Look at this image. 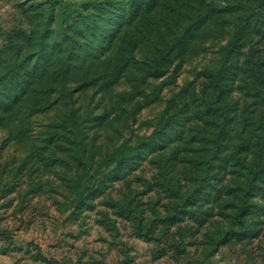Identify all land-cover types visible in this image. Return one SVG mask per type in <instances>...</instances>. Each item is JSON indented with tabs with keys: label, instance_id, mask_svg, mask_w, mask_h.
<instances>
[{
	"label": "rangeland",
	"instance_id": "obj_1",
	"mask_svg": "<svg viewBox=\"0 0 264 264\" xmlns=\"http://www.w3.org/2000/svg\"><path fill=\"white\" fill-rule=\"evenodd\" d=\"M259 4L0 0V264H264Z\"/></svg>",
	"mask_w": 264,
	"mask_h": 264
},
{
	"label": "trees",
	"instance_id": "obj_2",
	"mask_svg": "<svg viewBox=\"0 0 264 264\" xmlns=\"http://www.w3.org/2000/svg\"><path fill=\"white\" fill-rule=\"evenodd\" d=\"M260 4L259 6L263 7V10L257 11L255 9H252V11L255 12H251L247 10V8L245 9L246 14L248 16H245V22H246V26L245 29L246 30H250V31H263L264 32V0H259ZM248 11V12H247ZM237 37L236 39H234L232 41V47L230 49V53H233V49L235 48V44L237 42Z\"/></svg>",
	"mask_w": 264,
	"mask_h": 264
}]
</instances>
